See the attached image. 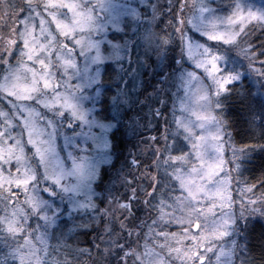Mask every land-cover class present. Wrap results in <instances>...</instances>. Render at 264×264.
<instances>
[{"label":"snow or ice","instance_id":"6c2138e0","mask_svg":"<svg viewBox=\"0 0 264 264\" xmlns=\"http://www.w3.org/2000/svg\"><path fill=\"white\" fill-rule=\"evenodd\" d=\"M97 6L91 0H0V65L4 66L0 96L6 105L0 108V264H237L238 252L248 245L226 238L241 219L264 218V179L257 187L240 178L239 161L247 145H229L231 159L221 156L227 132L215 114L221 107L216 97L228 92L229 83L238 76L223 74V57L211 49H205L200 67L212 84L207 89L196 87L194 92L200 111L184 105L180 120L174 119L172 125L166 122L163 130L157 128V135L145 142L135 164L140 181L133 175L128 195L114 199L102 214L95 243L89 247L75 239L79 229L91 227L87 223L72 225L68 232L72 228L77 232L64 243H50L48 229L55 217H49L48 205L37 194L38 179L26 149L33 145L40 159H45L51 152V136L45 138L40 116L30 105L42 102L61 116L68 112L73 119L82 118L75 102L82 85H73L71 80L82 71L74 58L90 56L97 47L89 39L98 19ZM181 7H187L186 0ZM226 24L224 31L210 32L209 39L239 47L254 64L259 62L264 74V57L253 44L245 43L252 31L264 29V13H245L237 5ZM113 54L120 55V50ZM95 71L102 75L99 67ZM135 103L125 92L117 98V110ZM112 119L119 125L116 117ZM120 131L116 127L113 137ZM73 174L77 188L85 187L95 174L94 166L77 163ZM48 178L61 192L71 187L55 170ZM137 201L144 205L146 215L134 223ZM79 206L96 210L90 199ZM34 215L36 225L31 223ZM172 227L177 230L171 231ZM251 232L264 237V222L257 219ZM240 264L255 261L246 257Z\"/></svg>","mask_w":264,"mask_h":264},{"label":"rangeland","instance_id":"374dc122","mask_svg":"<svg viewBox=\"0 0 264 264\" xmlns=\"http://www.w3.org/2000/svg\"><path fill=\"white\" fill-rule=\"evenodd\" d=\"M213 1L218 2V0H186L187 7H181L184 0H91L93 5H98L95 8L98 19L89 39L97 47L92 50L90 56L81 54L74 58L82 71L71 80L73 85H82L81 94L77 95L75 101L82 118L73 119L68 112L61 116L52 109L45 108L42 102L30 105L31 109L40 116V127L45 129V138L47 139L49 134L51 136V152L45 159H40L31 144L28 145L26 152L30 168L38 179L37 194L48 205L50 209V211L46 209L48 215L55 217L53 228L62 226L65 223L64 219L68 220L76 215H80L82 219L85 216L82 214L86 213L101 218L99 224L103 223L102 214L113 200H121L128 195L131 177L136 175L137 180L140 181L135 164L137 156L145 147V142L157 135L154 124L160 125L161 130L166 126V122L167 125H172L174 119L178 121L182 118L184 105L188 103L193 111H200L195 100V88L203 85L207 89L212 84L211 78L200 67V61L206 58L205 49H211L213 53L223 57L220 61L222 71L225 68L224 49L232 51L238 49L239 53L232 54L245 63L247 73L251 72L252 69L249 67H252L253 62L241 53L239 47L211 40L209 33L224 31L227 28L226 21L236 11L237 5L245 13L248 11L256 14L264 13V0H234L233 6L225 11L221 9L222 5L217 9ZM180 20L184 23L178 24ZM128 23L138 28L134 45L137 44L136 51L140 55V60L144 58L148 60L146 63L143 62V68L147 67L149 71L146 79V89L149 92L146 95L147 101L140 103L143 107L142 111L133 110L128 114L130 108L129 105H125L115 112L118 120L126 117V122L120 131L122 133H116L114 138L113 133L118 125L115 121H105L98 115L103 91L106 89L102 83L103 67L113 58H122V48L116 42L118 40L111 39L109 35L112 32H121L124 27H128ZM52 27L54 28L55 25L53 24ZM117 50H120V55L113 54ZM88 51L89 49H85V52ZM97 56L99 59L96 58ZM97 67L102 69V75H97L95 71ZM3 68L4 66L0 65V71ZM84 69L87 71H83ZM242 71L232 69L223 74H235L238 76L235 81H238L245 73ZM212 91L214 94V86ZM220 96L216 97V100L221 105ZM4 99L0 96V108L6 107ZM156 113L163 114L157 117ZM215 114L222 118L227 132L221 153L223 159L227 161L231 159L232 147L239 146L231 139L228 123L222 115V106ZM192 119H195V116ZM17 131L19 132V129ZM123 134H125L124 140H130L137 134L144 135L145 140L137 144L135 148L137 153L134 150L126 153L123 164L116 168L111 166L119 165L114 163V147H118L119 141L123 140ZM77 163L94 166L93 178L82 188H77L79 182L73 174L74 165ZM229 167L225 164L224 170H228ZM51 170L62 176L64 184L71 185L67 191L61 192L59 187L51 183L48 178ZM146 183L145 180L140 186L143 187ZM46 188L53 191H45ZM233 195L236 193L233 192ZM89 199L96 205V210L79 206ZM138 205L139 201L136 202V214H139V220H142L146 215V209L143 206L142 210H139ZM143 211L145 213L142 215ZM56 232L61 233L59 241L61 244L65 240L63 237L65 234L75 233L77 229H72V233L68 230ZM226 239L231 241V236ZM50 243L52 244L51 241ZM56 245L53 243V246Z\"/></svg>","mask_w":264,"mask_h":264},{"label":"trees","instance_id":"16d2710c","mask_svg":"<svg viewBox=\"0 0 264 264\" xmlns=\"http://www.w3.org/2000/svg\"><path fill=\"white\" fill-rule=\"evenodd\" d=\"M212 3L217 9L222 5L221 9L225 11V9L228 10L233 6L234 0H218V2L213 1ZM131 25L132 23H128V27H124L121 32H112L109 35L111 39L118 40L116 42L122 48L123 55L122 58L111 59L103 67L102 83L106 89L103 91L99 105L100 113L98 115L105 121H114L112 118L115 117V112H117V98L123 96L125 92L129 93L136 101L135 104L129 105L128 114L133 110L142 111L143 107L140 103L147 101L146 95L149 90L146 89V79L149 76V71L147 67L143 68V62L146 63L147 59L140 60V55L136 51L137 44L134 45L137 39L136 32L138 28L136 25L135 28ZM245 43L253 44L260 51V56L264 57V29L257 28L252 31L246 37ZM224 50L226 54H223L225 57L223 72L239 69L245 73L238 81H234L228 85V92L221 94L222 115L228 123L232 141L237 146H248L243 158L239 161L240 178L255 183L259 187L258 182L264 179V74L260 71L261 65L258 61L255 64L253 63L252 67H249L252 70L247 73L245 63L233 55L239 53L238 49L232 51L225 48ZM119 121L118 127L122 129L126 122V117ZM157 128L160 129V125L154 124V131L157 132ZM124 138L125 134H123V140L119 141L118 147H114V163H119V165L111 166H115L116 168L123 164L126 153L132 150L137 153L135 150L137 144H141L145 140V136L142 134H137L130 140H124ZM138 206L139 210H142L144 205L139 202ZM145 212L143 211L142 215ZM1 214L2 212H0ZM82 215H85L82 219L80 215H76L68 220L64 219L65 223L57 228L68 230L74 224H90L91 227L79 229V234L75 236V239L82 245L91 247L95 243V233H98L100 230L97 225H99L101 218L93 217L92 213ZM138 216L139 214H136L133 220L135 223L139 222ZM257 219H261L264 222V218L258 215L241 219L238 222L236 230L230 235V242L240 240L241 244L246 243L248 245V249H244L242 253L238 252L239 259L237 260V264H240V261L245 260L246 257L248 260L255 261V264H260L261 261H264V237L259 232H251V226ZM170 230L176 231L177 229L176 227H172ZM70 235L65 234L63 236L65 240L62 243L68 240ZM54 243L59 244V241L54 240Z\"/></svg>","mask_w":264,"mask_h":264},{"label":"flooded vegetation","instance_id":"af4514ba","mask_svg":"<svg viewBox=\"0 0 264 264\" xmlns=\"http://www.w3.org/2000/svg\"><path fill=\"white\" fill-rule=\"evenodd\" d=\"M49 217L51 218L52 216L49 215ZM62 220H63V219H62ZM62 220H60V223H61ZM31 223H32L33 225H36V224L38 223V220H37V218L35 217V215L33 216L32 220H31ZM60 223H59V224H60ZM52 225H53V224H52ZM52 225H49L48 234H49V236H50V241L52 242V245H53L54 240H56V241H57V240L60 241V234H61V233H58V232H56V231L63 230V228H53ZM73 229H75V228H73ZM63 231H64V230H63ZM65 231H67V230H65ZM55 236H56V237H55Z\"/></svg>","mask_w":264,"mask_h":264}]
</instances>
